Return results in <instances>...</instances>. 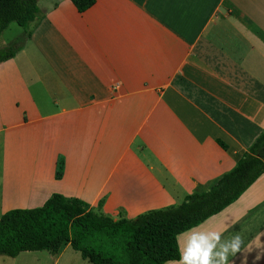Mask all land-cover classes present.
I'll use <instances>...</instances> for the list:
<instances>
[{"label":"crops","instance_id":"1","mask_svg":"<svg viewBox=\"0 0 264 264\" xmlns=\"http://www.w3.org/2000/svg\"><path fill=\"white\" fill-rule=\"evenodd\" d=\"M37 6L31 36L0 63V217L54 193L102 202L114 220L178 205L264 131V0ZM225 224L222 241L242 239L229 264H264V173L190 229Z\"/></svg>","mask_w":264,"mask_h":264},{"label":"trees","instance_id":"2","mask_svg":"<svg viewBox=\"0 0 264 264\" xmlns=\"http://www.w3.org/2000/svg\"><path fill=\"white\" fill-rule=\"evenodd\" d=\"M79 13L94 0H69ZM41 19L37 0H0V36L11 23L23 29L21 42L0 48V63L13 58ZM222 148L225 144L218 141ZM58 158L56 179L63 172ZM264 173V131L236 165L203 192L178 205L114 220L77 198L52 194L42 206L14 209L0 217V255L47 251L58 255L69 245L90 264H165L180 257L177 235L218 213Z\"/></svg>","mask_w":264,"mask_h":264},{"label":"clouds","instance_id":"3","mask_svg":"<svg viewBox=\"0 0 264 264\" xmlns=\"http://www.w3.org/2000/svg\"><path fill=\"white\" fill-rule=\"evenodd\" d=\"M227 227L225 224L221 231L189 229L179 259L171 264H229V254L240 251L242 239L235 235L231 240L222 241V231Z\"/></svg>","mask_w":264,"mask_h":264},{"label":"rangeland","instance_id":"4","mask_svg":"<svg viewBox=\"0 0 264 264\" xmlns=\"http://www.w3.org/2000/svg\"><path fill=\"white\" fill-rule=\"evenodd\" d=\"M23 29L11 23L0 36V48L22 41ZM0 264H90L69 245L61 253L53 255L47 251L22 252L15 258L0 255Z\"/></svg>","mask_w":264,"mask_h":264}]
</instances>
